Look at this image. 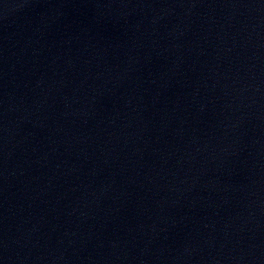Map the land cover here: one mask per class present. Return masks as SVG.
<instances>
[{
  "label": "water",
  "instance_id": "obj_1",
  "mask_svg": "<svg viewBox=\"0 0 264 264\" xmlns=\"http://www.w3.org/2000/svg\"><path fill=\"white\" fill-rule=\"evenodd\" d=\"M0 264H264V0H0Z\"/></svg>",
  "mask_w": 264,
  "mask_h": 264
}]
</instances>
